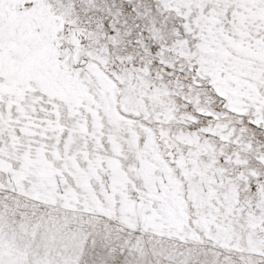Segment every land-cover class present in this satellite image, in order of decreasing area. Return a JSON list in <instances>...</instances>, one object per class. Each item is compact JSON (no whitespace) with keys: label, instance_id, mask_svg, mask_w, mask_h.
<instances>
[{"label":"snow or ice","instance_id":"1","mask_svg":"<svg viewBox=\"0 0 264 264\" xmlns=\"http://www.w3.org/2000/svg\"><path fill=\"white\" fill-rule=\"evenodd\" d=\"M0 264H264V0H0Z\"/></svg>","mask_w":264,"mask_h":264}]
</instances>
